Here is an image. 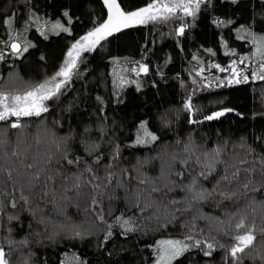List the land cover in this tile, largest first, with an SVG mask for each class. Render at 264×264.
Instances as JSON below:
<instances>
[{"label":"trees","instance_id":"obj_1","mask_svg":"<svg viewBox=\"0 0 264 264\" xmlns=\"http://www.w3.org/2000/svg\"><path fill=\"white\" fill-rule=\"evenodd\" d=\"M118 2L126 11H131L150 0ZM65 10L73 19L71 33L57 35L48 31L57 20L67 26L66 18L62 16ZM29 11L41 19L39 24L31 23L23 32ZM12 13H16L12 27L16 32H23L21 39L35 47L19 59L6 56L4 61H0V90L5 91H21L51 76L62 64L69 45L106 18L102 0H0V20ZM213 17L234 20L232 28L251 23L258 34H264V0H240L236 5L227 0H212L195 20L189 17L184 21L150 23L125 29L102 41L94 51L82 53L83 62L79 64L65 94L59 100L49 102L51 111L45 119L29 121V126L19 135L32 144L38 133L42 141L39 146L42 155L51 147L53 140L72 130L75 136L70 141L72 153L83 156L80 133L85 127L92 128L93 138L101 143L104 153L99 172L102 185L107 183L103 179L106 176L103 169L109 163L108 141L115 139L120 143L122 159L118 166L112 168L113 184L110 188L102 186L91 193L102 200L96 212L103 210L104 221H99L89 207L91 190L83 186L89 180L87 174L81 178V194L76 196L73 191H68V199H64L65 193L60 190L59 181L55 200L48 197L47 203L39 198L32 199L27 190L24 195L30 196V203L23 209L19 204V193L0 196L5 204L12 196L18 201L16 209L7 207L6 214L0 216V244L6 252L10 251L11 264H22L24 259L28 260V264H77V258L86 264H156L158 241L185 240L189 235L216 244L217 250L207 257L201 248H190L172 264H225V249L219 245H230L229 236L235 234L234 225L240 214L246 213L249 222L254 220L257 230L264 227V192L251 193L247 199L238 194L235 202L220 199L196 202L179 187L170 192L164 187L165 184L169 187L179 184L174 175L168 176L169 156L178 154L179 158L182 155L176 146L178 139L183 141L192 137L208 148L227 142L230 155L233 145L242 143L251 146L257 153H264V81L250 78L247 83L229 85L225 82L217 86L218 81L212 78L225 80L229 74L216 69L205 71L204 76L208 79L195 76L199 66L192 60L193 55L203 61L205 68L209 63L226 67L240 55H251L255 51L250 43L237 40L234 31L217 29L212 25L210 19ZM45 20L49 21L44 26L47 39L39 31L40 24ZM181 23L193 26L186 29L184 36L177 37L175 29ZM7 28L0 23V40L8 38ZM221 35L228 41V49L221 47ZM208 48L216 54L213 56L204 51ZM230 49H235L236 55L224 54ZM114 59L119 63L114 64ZM136 61L149 65L147 75L141 73L137 76L131 71L133 67H138ZM246 63L253 66L250 61ZM248 75L251 77L250 71ZM119 77L125 80L122 87H117ZM193 79L197 81L195 84ZM127 81H137L140 89L137 90L136 83ZM207 84L211 86L205 87ZM98 96L103 99V105L97 101ZM189 96L194 108L199 109L194 119L203 121L204 116L223 109L233 111L212 121L190 125L189 113L183 110V102ZM140 121H149V130L161 137L158 144L130 146ZM101 126L107 130L102 140L97 134ZM4 131L13 142L10 147L14 146L17 139L13 135L15 130ZM36 147L33 145L34 151ZM158 155L160 159L152 160L143 167L137 163ZM85 159L91 163L90 159ZM121 169L131 173L132 179L122 175ZM172 169L179 170V165L172 166ZM75 172L76 169H67L65 174ZM140 178L155 181L154 186H159L161 191L149 195L144 186L137 185L136 181ZM116 182L122 183L123 187H116ZM188 182V179L184 180L185 184ZM214 183L201 181L202 186L209 190ZM48 188L52 190L53 185ZM133 193L139 194L142 204L150 205L145 212L132 207L135 201ZM172 200L180 203L172 204ZM121 214L124 218H133L136 231L122 234L124 230L116 224V217ZM7 215H16L19 219L9 222ZM110 224L113 235L105 243L103 236L109 231ZM74 228L84 233V237L70 238ZM218 230L228 232L229 236L221 235ZM9 240L13 242L11 248L6 242ZM255 255V251L249 252L244 264H262L259 259L251 258Z\"/></svg>","mask_w":264,"mask_h":264},{"label":"snow or ice","instance_id":"obj_2","mask_svg":"<svg viewBox=\"0 0 264 264\" xmlns=\"http://www.w3.org/2000/svg\"><path fill=\"white\" fill-rule=\"evenodd\" d=\"M106 8V18L102 22H98L92 29L87 31L84 35L76 39L74 43L67 49L62 65L55 72L54 75L44 80L41 83L31 85L21 91H5L0 90V196H9L12 193H19V204L21 209L25 205H29L30 196L24 195V191L30 192L32 199L39 198L47 203L48 197L55 200L57 182H60V190L65 193L64 199H68L67 192L73 191L74 195L81 194L82 181L81 178L87 174L89 180L84 183V187L90 189V209L96 214V218L103 222L104 214L101 209L99 213L96 210L100 207L102 202L96 195H91L102 186L110 188L113 184V171L114 165L118 166L122 159L121 145L115 139L108 141L110 156L109 163L104 167L106 176L103 178L107 181L102 185L99 177L101 171V164L104 159V153L101 151V143H98L93 138V129L85 127L80 133L81 147L84 150V155H73L71 140L75 139L72 130L63 137H58L53 140L51 147L44 151L41 155L42 141L39 134L33 138L32 144H28L27 140L21 139L20 135L29 126V121L40 119L41 121L46 118V114L50 113L49 102L59 100L60 96L65 94L66 89L70 86L73 76L77 74L76 70L79 64L82 63V53L92 52L96 49L102 41L107 40L109 37L120 33L125 29L136 26L148 25L150 23H167L173 20L184 21L186 18L195 20L202 10H206L208 4L212 0H150L144 6L136 8L132 11H126L122 8L118 0H102ZM224 2V0H222ZM227 2L236 5L240 0H227ZM16 13H12L0 23L7 25L8 38L0 40V61H4L6 56L15 57L17 59L24 56L29 52L30 48L35 47L31 42L22 40L23 32L28 30L31 23L39 24L40 17L36 16L34 12L29 11V19L24 21L23 32H16L12 27ZM62 16L66 18V24L57 20L51 24L48 31L59 35L63 33H71V25L73 23L72 16L68 10L63 11ZM210 23L217 29H228L234 31L236 39L250 43L255 49L251 55H240L238 59H233L226 66L222 67L218 63H209L205 68L203 61L197 55L192 56V60L196 61L199 66L198 71H195L196 77L208 79L204 76L205 71L216 69L221 73H228L229 75L225 80L219 77H213V80L218 81L217 86H222L225 82L231 84L247 83L249 79L255 81H264V34H258L252 24L240 25L232 28L235 24L232 19H222L213 17ZM49 21L45 20L40 24V35L47 39V33L44 31V26L48 25ZM191 23H181L175 29V35L182 37L185 35L186 29L191 28ZM220 44L224 49H228V41L224 39L223 35L220 36ZM7 49V51H5ZM207 53L215 55L213 49H205ZM225 55H236L235 49L226 50ZM44 57H41L43 60ZM170 60V58H169ZM246 61L252 62L250 66ZM114 64L119 61L114 59ZM168 61H165L167 64ZM138 67H133L132 72L140 76L141 73L147 75L150 71L149 65L135 62ZM251 72V77L248 73ZM128 83H136L137 90L140 85L137 81H127ZM197 81L193 79L192 83ZM116 84V80L113 81ZM125 83L123 77H119V84L117 87H122ZM211 84L205 85L210 87ZM97 101L103 105V99L96 97ZM183 110L189 113L188 123L196 125L204 121H212L224 116L227 112L233 111L232 109H223L221 111L212 112L206 115L203 121L194 119L195 109L192 103V97L189 96L183 102ZM103 115V108L100 109ZM59 127V121H55ZM167 126V125H165ZM5 129L15 130L13 135L17 136L14 146L10 147L13 143L7 138ZM98 136L103 139L107 135V130L101 126L97 130ZM55 135V133H53ZM161 137L156 133L149 130V121H140L133 136L130 146L132 147H146L153 144H158ZM33 145L37 146L35 151ZM176 146L180 150L178 154L169 156L170 167L168 176H175L179 184H174L169 187L165 184L164 187L167 191H173L174 187H179L182 191L190 194L191 200L200 202L208 200H223L235 202L238 194L244 198H250L251 193L264 192V153H257L251 146H246L243 143L240 145H233L231 155L227 142L224 144H215L211 148L204 147L198 144L192 137H187L185 140H177ZM167 147V146H165ZM87 157L91 160L88 163ZM251 157V159H249ZM160 159L159 155L149 159L138 160L137 163L143 167L151 163L152 160ZM93 165H96L94 168ZM179 165V170L174 171L172 166ZM67 169H76L72 175H66ZM197 169H200L197 171ZM23 170V176H21ZM121 174L128 176L132 179L131 173L121 169ZM163 173H161V176ZM160 177H158L159 179ZM188 179L185 184L184 180ZM23 181V182H22ZM201 181L212 184L211 190L204 188ZM138 186H144V190L149 195L159 193L161 188L156 185V182L150 179L140 178L136 181ZM171 183V181H170ZM53 185L52 190L48 186ZM223 186V187H222ZM116 187H123V184L116 182ZM225 188L227 190H225ZM6 189H8L6 191ZM101 197L102 193L99 194ZM135 195V201L132 207L136 208L141 213L145 212L150 205L142 204L138 193ZM113 197H109L112 199ZM172 204L180 203V201L172 200ZM11 207L16 209L18 201L15 196L5 204L4 199H0V216L6 214V208ZM87 211V210H86ZM16 215H7L9 222L18 220ZM43 223V220L40 221ZM116 224L119 225L124 231L122 234L126 235L129 232H134L137 229L134 227L132 217L124 218V215L116 217ZM112 225H109V231L103 236V242H107L113 235L111 231ZM235 234L230 235L228 232L220 231L223 236H229L231 241L230 245H219L220 248L225 249L224 262L228 264H244V259L249 252L255 251L256 255L252 259H259L264 264V227L257 230L255 221L249 222L247 214H240L239 220L234 225ZM9 231H11L9 229ZM259 235V246H258ZM84 233L79 229H72L70 238H83ZM185 241H191L187 243ZM11 248L12 241H6ZM27 243V241H23ZM190 248H201L204 255L207 257L212 256L213 252L217 250V245L207 240L196 239L189 235L185 240H161L157 242L156 264H172V261L182 256ZM0 264H11L10 251L6 252L3 244H0ZM22 264H28V260L24 259ZM64 264V262H62ZM77 264H86L80 262L77 258Z\"/></svg>","mask_w":264,"mask_h":264},{"label":"rangeland","instance_id":"obj_3","mask_svg":"<svg viewBox=\"0 0 264 264\" xmlns=\"http://www.w3.org/2000/svg\"><path fill=\"white\" fill-rule=\"evenodd\" d=\"M133 10H135V9H133ZM131 11H132V10H131ZM84 34H85V33H84ZM84 34H82V35H84ZM82 35H80V36H82ZM80 36H78L76 39H79ZM76 39H75V40H76ZM75 40H74L72 43H74ZM72 43H71V44H72ZM71 44L69 45V47L71 46ZM69 47H68V48H69ZM66 52H67V51H66ZM65 54H66V53H65ZM64 57H65V55H64ZM63 60H64V59H63ZM62 63H63V61H62ZM61 65H62V64H61ZM61 65H60V66H61ZM58 69H59V68H58ZM58 69H57V70H58ZM54 74H55V73H53L52 75H54ZM52 75H51V76H52ZM51 76H49V77H51ZM49 77L45 78L44 80L48 79ZM44 80L40 81L39 83L43 82ZM37 84H38V83H37Z\"/></svg>","mask_w":264,"mask_h":264}]
</instances>
